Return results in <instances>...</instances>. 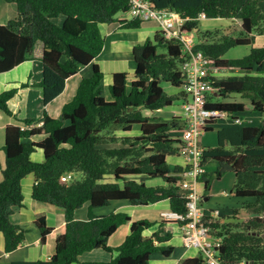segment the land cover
<instances>
[{
    "label": "trees",
    "instance_id": "trees-1",
    "mask_svg": "<svg viewBox=\"0 0 264 264\" xmlns=\"http://www.w3.org/2000/svg\"><path fill=\"white\" fill-rule=\"evenodd\" d=\"M3 1L15 4L17 17L0 24V73L26 60L37 64L39 80L32 83L30 76L24 84L40 89L42 105L63 91L69 77L91 64V75L80 79L74 96L62 106L60 117L52 118L45 109H38L34 116L22 120L25 126H6L5 166L0 181V232L5 250L12 251L25 240L26 230L10 217L23 206L21 180L27 174L34 176L32 198L62 207L65 216L58 228L48 226L44 215L34 221L42 243L49 234L55 239V252L48 259L11 264H73L81 253L93 249L117 253L103 264H149L153 254L170 257L174 247L169 243L171 233L166 231L165 223L173 220L163 219L146 237L144 231L155 222L132 221L122 211L97 216L92 210L113 201L148 205L168 200L170 210L186 211V199L178 182L183 166L168 163L169 156L179 155L183 129L180 117L162 120L143 113L174 107L186 100L179 40H168L159 30L153 38L135 45L133 75L114 72L106 98L103 72L93 62L104 45L100 24L117 23L123 29L142 27L147 20L118 17L128 10L129 0ZM150 1L157 8L177 11L186 20L187 32L194 28L198 32L196 18L200 12L206 18L240 23L237 36L217 37V30H208L200 32L201 37L196 39L195 48L217 66L241 73L212 77L215 92L209 97L208 106L232 119L247 109L264 116V44L255 42L256 35H264V0ZM239 45H249V53L223 57L227 50ZM165 86L177 91L168 93ZM16 91L12 88L0 92V111L7 115H13L8 103ZM241 97L248 100L249 106L241 102ZM213 124L205 131L212 130ZM134 126L138 127V134L132 133ZM111 144L117 146H108ZM38 149L43 152L42 161L31 159ZM208 159L217 162L215 178L219 179L225 171L233 172V194L249 214L244 218V210L235 209L230 220L206 216L213 219L209 225L214 234L222 238V262L264 264V119L258 125L231 123L217 129L216 146L204 147L203 160ZM78 173L81 178L76 179ZM212 177L211 172H205L199 178L205 191L209 190ZM152 181L158 184L150 185ZM85 203L89 210L87 219H76L75 210ZM126 222H130V230L124 241L116 247L107 245V238ZM203 262L195 256L181 264Z\"/></svg>",
    "mask_w": 264,
    "mask_h": 264
},
{
    "label": "crops",
    "instance_id": "crops-1",
    "mask_svg": "<svg viewBox=\"0 0 264 264\" xmlns=\"http://www.w3.org/2000/svg\"><path fill=\"white\" fill-rule=\"evenodd\" d=\"M16 17L17 9L15 4L0 0V24H5L8 20ZM150 21L153 23H148ZM153 25L158 26L153 20L146 21L143 26L138 29H123L120 28L117 23L100 24V31L104 37V45L93 62L98 64L103 72V92L105 89L108 90L114 72L125 71L129 73L130 76L133 75V47L144 42L147 38H151V36L153 38L155 32L159 31L156 29V26L154 27ZM255 42L256 45L264 44V35H256ZM90 75L91 64L83 67L75 75L69 77L66 80L63 91L51 102L42 105L40 102V89L30 84H24L29 80L30 76V82L32 83L39 80L40 68L37 64H34L31 60H26L13 69L0 73V92L12 88L17 89L8 103L13 115H7L0 111V181L3 178L2 169L5 166L3 145L5 142L6 126H25L26 124L22 120L34 116L35 111L38 109H45L47 114L52 118L60 117L62 106L72 99L80 79ZM257 117H259V123L264 119V116L260 114H258ZM180 121L182 122V117H180ZM36 124L38 125L40 122ZM29 126L34 125L31 124ZM31 159L34 161H42L43 152L38 149L31 154ZM104 181H113V179H104ZM33 183V174H27L21 180L23 206L16 208L10 217L14 224L26 230L25 240L17 248L7 252L5 250L4 236L2 232H0V264H11L13 261L18 260H45L55 252L54 237L49 234L42 243L41 233L34 221L36 217L44 215L48 226L58 228L65 220L64 209L57 205L34 200L31 195ZM149 184L156 185L158 181H152L149 182ZM208 199L209 198L204 195L203 201H208ZM203 207L205 210L207 209L204 205ZM168 210H170L168 200H161L148 205H132L126 201H113L106 206L94 208L92 211L97 216L107 214L111 211H122L127 213L132 221L147 219L155 222L152 227L144 231V235L149 237L157 229L158 223L163 220L161 213ZM212 210L213 209L209 211L211 212ZM218 212V215H220L221 210H218ZM88 213V204L85 203L75 210L74 217L82 220L87 219ZM223 220H230L229 216L223 217ZM165 229L167 232L171 233L169 243L174 247L173 252L170 257H162L158 254H153L149 259V264H181L182 261L188 257L200 255L197 249L184 246L181 231L176 222H166ZM129 230L130 222L121 224L115 232L107 238V245L111 247L120 245L128 235ZM116 255V252L111 254L103 249H93L81 253L77 261L73 264H103Z\"/></svg>",
    "mask_w": 264,
    "mask_h": 264
},
{
    "label": "built area",
    "instance_id": "built-area-1",
    "mask_svg": "<svg viewBox=\"0 0 264 264\" xmlns=\"http://www.w3.org/2000/svg\"><path fill=\"white\" fill-rule=\"evenodd\" d=\"M119 16L120 19L127 20L135 18L153 20L164 38L179 40L183 73L182 90L186 94V100L181 104L183 129L179 137L181 142L179 153L182 155L183 169L178 182L186 199V211L178 213L168 210L162 212L161 217L178 222L184 246L197 249L205 264H224L219 256L222 238L215 235L214 229L209 225L213 219H206L207 215L216 218L219 212L218 210H212L209 214L205 212L201 205L203 195L198 193V182L206 172L207 162L203 160L204 147L200 145L199 136L212 122L228 116L208 106L209 97L215 92L212 77H217L221 70L225 69H221L203 51L195 48L196 29L187 32L184 28L186 20L177 11L157 8L150 0H129L128 10ZM205 18V13L200 12L196 20ZM238 119L236 117L232 120L237 124ZM244 263V260H241L235 264Z\"/></svg>",
    "mask_w": 264,
    "mask_h": 264
},
{
    "label": "rangeland",
    "instance_id": "rangeland-1",
    "mask_svg": "<svg viewBox=\"0 0 264 264\" xmlns=\"http://www.w3.org/2000/svg\"><path fill=\"white\" fill-rule=\"evenodd\" d=\"M119 16V15H118ZM148 23H153V22H148ZM154 27L156 25H153ZM156 29L159 30V27L156 26ZM198 32H194V35L196 39L198 37H201L200 32L204 31H216V36H237L241 32V27L240 23L236 20H230V19H216V18H205L201 19L198 22ZM218 32V33H217ZM198 34V35H197ZM152 38V36H151ZM250 51V46L249 45H239L236 47H232L227 52L224 54L223 57L225 58H235V57H242L246 54H248ZM235 74H241L238 70L236 69H227V70H221V74L218 76H229V75H235ZM164 84V83H163ZM167 88L168 93H173V91H177L176 88H172L169 86H165ZM104 95L106 98L109 97V91L107 89L104 90ZM189 99V97H187ZM219 100H222V97H218ZM228 99V98H227ZM241 102H245L247 106H249L248 100L245 98L241 97ZM143 113L145 115H151V117H157V119H162V120H170L172 117L177 116V117H183V112L181 110V104H177L174 107H164L160 108L158 110L154 111H149V110H143ZM239 119L238 123L239 125H258L260 124L259 117H257V113L247 109L244 112H239L235 114ZM246 119V120H245ZM234 123L231 117H222L220 120L214 122L212 125L213 128L212 130H207L204 133H201L199 136V141L200 145L204 146L205 148L207 147H214L217 144V129L223 127L224 125ZM236 124V123H234ZM133 134H138L139 130L137 126H134L132 130ZM110 146H117V144H111ZM182 155L179 153L169 156L168 163L170 165L174 164H181L182 163ZM206 167V172H211L212 174V180L210 183V187L208 191L204 190V185L202 182H198V193L200 195H205L209 199L208 201H203L201 202V205L205 206L207 209L205 210L206 212H210L209 210H221V214L217 215L216 218H223L226 216H231L233 211L235 209L239 210H244L242 208V201L235 197L233 194V187L235 183V177L232 171H225L222 176L217 179L214 177L213 171L217 167V162L210 159L206 162L205 164ZM76 179L81 178V174H76L75 175ZM227 193V194H226ZM88 204V203H87ZM204 208V207H203ZM243 213V217L246 218L249 216L248 213H245V210ZM241 218V217H240ZM205 264V262H203Z\"/></svg>",
    "mask_w": 264,
    "mask_h": 264
},
{
    "label": "water",
    "instance_id": "water-1",
    "mask_svg": "<svg viewBox=\"0 0 264 264\" xmlns=\"http://www.w3.org/2000/svg\"><path fill=\"white\" fill-rule=\"evenodd\" d=\"M262 235H263V237H264V233H263ZM199 258L202 259L201 255H199Z\"/></svg>",
    "mask_w": 264,
    "mask_h": 264
}]
</instances>
